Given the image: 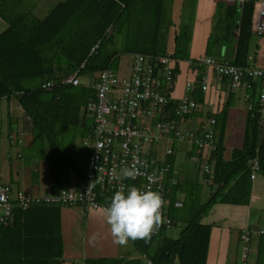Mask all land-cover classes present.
<instances>
[{
	"label": "trees",
	"instance_id": "obj_1",
	"mask_svg": "<svg viewBox=\"0 0 264 264\" xmlns=\"http://www.w3.org/2000/svg\"><path fill=\"white\" fill-rule=\"evenodd\" d=\"M32 1L0 0V19L5 24L0 31V98L14 97L20 104L30 120L32 147L46 144L49 189L55 194L63 187L68 167L85 183L84 167L89 152L87 147L57 139L55 127L78 120V109L94 98L95 91L89 81L105 68L116 70L122 54H166L164 37L171 23V0H58L42 17L31 13ZM256 1L241 0L239 6L227 9L223 32L218 36V46L230 49L225 62L246 64ZM169 55L174 58L173 53ZM176 72L177 67L173 66V77ZM73 74L86 82L78 85L60 82ZM46 82L51 84L42 86ZM257 87L258 83L251 82L248 90L251 108L246 110L241 146L232 149L226 161L221 154L222 134L232 99L230 87L221 109L210 115L214 118L215 143L207 159L211 173L203 172L212 189L205 200H201L198 182L172 183V172L166 174L163 185L167 190V215L171 227L182 224L177 237H172L169 229L159 228L147 243L130 240L137 252L147 255L152 264H207L210 225L201 223V218L213 203H248L251 180L247 162L253 156L257 157V173L264 180V121L259 123L257 105L252 99ZM201 96L199 87L190 93L195 104L201 102ZM176 102L169 98L163 119L175 121L172 111ZM89 122L91 125V119ZM90 125L83 133L87 139ZM165 161L171 164L170 154ZM93 190L98 204L106 208L113 196L99 184H94ZM178 192L182 193L181 206L175 208L172 203ZM61 205L64 204H34L14 209L12 222L0 225V264H60ZM37 210L47 213V217L35 230H29L23 222L27 214ZM83 264H141V260L86 259ZM253 264H264V234L256 239Z\"/></svg>",
	"mask_w": 264,
	"mask_h": 264
},
{
	"label": "crops",
	"instance_id": "obj_2",
	"mask_svg": "<svg viewBox=\"0 0 264 264\" xmlns=\"http://www.w3.org/2000/svg\"><path fill=\"white\" fill-rule=\"evenodd\" d=\"M240 1L171 0L169 11L171 23L165 30L164 44L166 53L174 55L173 65L177 67V72L168 89V94L171 99L177 101L183 94L185 82L192 83V91L198 87L202 76H205L208 82L206 89L200 90L201 102L196 103L195 108L180 124L183 130H199L206 124L210 115L221 109L226 92L229 90L227 79L219 80L210 68L197 65L195 59L210 56L216 60L226 61V55L228 56L230 49L223 45L218 46V36L223 32L222 21L227 9L233 5L239 6ZM258 1L255 2L251 28L255 21ZM31 3L30 11L35 17L36 12L45 14L51 8H47L45 0H34ZM232 33V37L235 38V32ZM176 41L182 44L177 49ZM130 61L131 54H122L116 71L126 74ZM246 64L264 67V34L255 36L251 33V29ZM80 80L83 83L86 82ZM230 91L232 99L225 115L222 134L221 154L225 161L230 158L232 149L241 146L247 110L246 101L243 98V87L240 86L235 91L230 89ZM256 94L257 90L253 93L252 99H255ZM81 107L78 109V120L70 124H58L55 127V136L67 144L73 142L75 146L85 148L84 141L87 138L83 136V133L89 129L90 118L84 114ZM231 132L234 133L233 138H229ZM167 146V141L163 139L158 144L152 145L146 155L158 161L165 160L169 155H165L164 151ZM37 147H32L30 120L18 101L14 97L0 98V182H6L14 188L35 195L50 193V162L46 144ZM170 148L172 151L171 164H169L174 171L172 178L175 181L198 182L202 195V187L210 183L209 179L204 177L206 172L203 173L201 169L204 158L202 153L176 140L170 143ZM178 172L184 173V176H178ZM250 180V196L247 204L213 203L201 218V223L210 225L206 250L207 264H242L238 238L242 227L258 228L262 230L261 234H264V180L258 173ZM83 184V179L78 178L74 169L68 167L61 188L80 189ZM181 199L182 193L178 192L173 201H181ZM104 209L100 205L95 209H85L78 205L60 206L58 214L62 241L60 264H78L86 259L126 261L139 258L140 254L130 240L126 246L113 242ZM46 217L47 213L43 211H33L27 214L23 223L27 229L35 230ZM93 236L95 239H92ZM258 236L250 240L243 264L254 263L255 242ZM141 264H143L142 260Z\"/></svg>",
	"mask_w": 264,
	"mask_h": 264
},
{
	"label": "built area",
	"instance_id": "obj_3",
	"mask_svg": "<svg viewBox=\"0 0 264 264\" xmlns=\"http://www.w3.org/2000/svg\"><path fill=\"white\" fill-rule=\"evenodd\" d=\"M251 33L255 36L264 34V0L257 2ZM195 63L210 68L219 80L226 78L232 91L242 86L246 109L251 108L248 93L251 82L258 83L253 101L257 105L259 123L264 121V67L251 64L233 65L210 56L198 57ZM173 66V58L167 53L156 56L133 53L126 74L105 68L95 79L89 81L88 84L95 93L93 100L81 107L84 114L91 119V133L89 139L84 141L89 152L84 167L85 183L82 188H60L55 194L35 195L14 188L6 182H0V225L12 222L14 209H25L34 204L78 205L85 209H95L99 204L95 198L94 184L105 187L111 196L120 190L127 193L132 184H136L135 187L142 191L152 190L160 193L164 200L161 223L153 234H156L159 228L170 229L167 190L163 181L169 171L172 173L174 171L165 160L158 161L148 157L147 150L165 139L168 146L164 151L165 155H168L172 151L170 143L176 140L201 152L204 157L201 169L210 174L211 164L207 163V159L215 143L212 129L214 118L211 116L197 132L181 130L180 124L196 106L190 97L193 87L189 81L185 82L183 94L173 107L175 121L163 119L166 117L164 107L170 98L168 89L173 81ZM60 82L78 85L81 81L73 74ZM207 83V78L202 76L198 83L199 89L205 90ZM50 84L46 82L42 86ZM247 165L249 178L252 179L258 171L257 157L250 158ZM133 166L136 169L135 177L124 178L121 169ZM174 181L175 179L171 178V182ZM172 205L178 208L181 201L175 200ZM261 233L262 230L249 226L239 230L238 238L243 261L250 240ZM139 258L143 264H152L144 253H140Z\"/></svg>",
	"mask_w": 264,
	"mask_h": 264
},
{
	"label": "clouds",
	"instance_id": "obj_4",
	"mask_svg": "<svg viewBox=\"0 0 264 264\" xmlns=\"http://www.w3.org/2000/svg\"><path fill=\"white\" fill-rule=\"evenodd\" d=\"M121 173L124 178H134L136 169L124 167ZM163 205L164 200L156 191H142L134 186L127 193L116 191L104 209L113 242L120 246H126L129 240L149 242L161 223Z\"/></svg>",
	"mask_w": 264,
	"mask_h": 264
},
{
	"label": "rangeland",
	"instance_id": "obj_5",
	"mask_svg": "<svg viewBox=\"0 0 264 264\" xmlns=\"http://www.w3.org/2000/svg\"><path fill=\"white\" fill-rule=\"evenodd\" d=\"M56 1H58V0H45V5L47 6V8H50ZM37 16L36 17H39V16H41V15H43L44 13H39V12H36L35 13ZM5 26V24H4V22L0 19V30L3 28ZM179 45H182V44H179V41H176L175 42V47H176V49L179 47ZM181 47V46H180ZM221 61V60H220ZM83 81L85 80L84 78H81ZM181 130H183L182 129V127H181ZM233 136H234V133L232 134V132H231V134L229 135V138H233ZM229 142V141H228ZM177 175L179 176V175H182V176H184V173H182L181 174V172H178L177 173ZM258 178V177H257ZM260 181H261V179H260ZM262 182V181H261ZM263 183V182H262ZM263 189H264V184H263ZM209 190H211V189H209V186H203L202 187V195H201V200H205V198H206V196L208 195V191ZM263 211H264V207H263ZM254 217V216H253ZM254 220H256V218L254 219ZM254 222H256V221H254ZM181 227H182V224L181 223H177L174 227H171L169 230H168V232H169V234L172 236V237H177V235H178V232H179V230L181 229ZM240 246H241V244H240Z\"/></svg>",
	"mask_w": 264,
	"mask_h": 264
}]
</instances>
